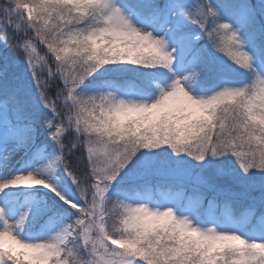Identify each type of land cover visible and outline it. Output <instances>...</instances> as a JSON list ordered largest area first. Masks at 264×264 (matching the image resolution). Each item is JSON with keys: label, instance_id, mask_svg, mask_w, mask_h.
<instances>
[{"label": "snow or ice", "instance_id": "6c2138e0", "mask_svg": "<svg viewBox=\"0 0 264 264\" xmlns=\"http://www.w3.org/2000/svg\"><path fill=\"white\" fill-rule=\"evenodd\" d=\"M0 264H264V0H0Z\"/></svg>", "mask_w": 264, "mask_h": 264}, {"label": "rangeland", "instance_id": "374dc122", "mask_svg": "<svg viewBox=\"0 0 264 264\" xmlns=\"http://www.w3.org/2000/svg\"><path fill=\"white\" fill-rule=\"evenodd\" d=\"M252 2H253V3H255V2H256V0H252Z\"/></svg>", "mask_w": 264, "mask_h": 264}]
</instances>
